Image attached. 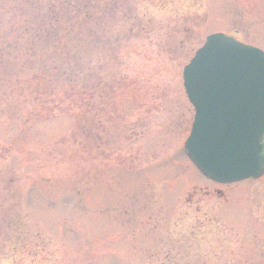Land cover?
Instances as JSON below:
<instances>
[{"label": "rangeland", "instance_id": "1", "mask_svg": "<svg viewBox=\"0 0 264 264\" xmlns=\"http://www.w3.org/2000/svg\"><path fill=\"white\" fill-rule=\"evenodd\" d=\"M106 4L57 61L36 35L48 1L0 0V264H264V175L201 173L183 85L210 35L264 51V0Z\"/></svg>", "mask_w": 264, "mask_h": 264}, {"label": "water", "instance_id": "2", "mask_svg": "<svg viewBox=\"0 0 264 264\" xmlns=\"http://www.w3.org/2000/svg\"><path fill=\"white\" fill-rule=\"evenodd\" d=\"M195 110L187 155L207 178L233 184L264 175V51L231 36L206 39L183 71Z\"/></svg>", "mask_w": 264, "mask_h": 264}, {"label": "trees", "instance_id": "3", "mask_svg": "<svg viewBox=\"0 0 264 264\" xmlns=\"http://www.w3.org/2000/svg\"><path fill=\"white\" fill-rule=\"evenodd\" d=\"M47 1L48 6L39 10L35 9L37 22L40 25L36 30V35L46 52L52 51V55L56 57L57 61L70 58L72 50L76 48L73 46L74 43L94 38L97 26L112 17L114 12V8L111 9V6L102 5L103 0ZM2 51L1 49L0 52ZM71 58L74 59L75 56ZM2 60L1 58V62ZM67 78L68 82H75L74 76L69 75ZM94 91V87L88 80H85L78 90H73L72 98L80 102L87 99L92 100Z\"/></svg>", "mask_w": 264, "mask_h": 264}]
</instances>
